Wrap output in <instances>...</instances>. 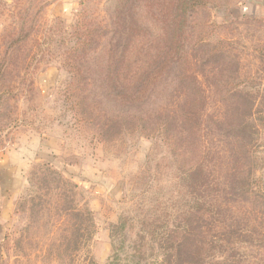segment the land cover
<instances>
[{"label":"rangeland","instance_id":"rangeland-1","mask_svg":"<svg viewBox=\"0 0 264 264\" xmlns=\"http://www.w3.org/2000/svg\"><path fill=\"white\" fill-rule=\"evenodd\" d=\"M114 3L0 0V205L4 193L14 199L16 210L1 236L9 239L7 252L18 255L15 264H107L123 238L126 245L118 254L123 259L131 256L134 234L113 233L119 215L126 211L142 218L156 186L174 188L171 166L159 169L148 157L151 138L133 127L110 140L99 135L97 115L91 113L101 121L114 114L96 83L92 59L88 85L79 93L72 82L65 54L74 43L77 22L94 20L106 37ZM197 21L209 25L202 27L203 34L223 40L226 49L222 71L207 66L201 76L207 94L208 146L225 155L230 135L241 131L242 119L250 117L254 175L259 178L255 186L262 191L264 0H208ZM229 88L235 90L232 99ZM232 105L238 123L234 120V127L226 119ZM219 120L220 125H214ZM182 196L176 199L183 203ZM186 196L190 200L188 192ZM161 200L152 216L174 214L175 198L168 194ZM260 202L226 204L233 207L232 221L251 235L239 239L236 257L244 254L255 264H264ZM225 255L219 257L224 260ZM151 257L147 255L148 263Z\"/></svg>","mask_w":264,"mask_h":264},{"label":"trees","instance_id":"trees-1","mask_svg":"<svg viewBox=\"0 0 264 264\" xmlns=\"http://www.w3.org/2000/svg\"><path fill=\"white\" fill-rule=\"evenodd\" d=\"M207 4L208 0H115L109 34L105 37L94 20L83 19L66 50L79 93L88 85L91 59L96 68L95 82L114 114L102 121L96 112L90 115H97L94 126L102 139L138 129L153 140L149 159L159 169L169 164L175 174L174 188L155 187L142 218L126 211L119 215L113 233L134 234L132 257L118 254L126 245L123 238L107 264H255L244 254L236 257L239 239L251 235L232 221L233 207L226 205L237 200L264 203V190L255 186L259 178L254 175L250 117L242 119L241 131L230 135L225 155L208 146L207 94L201 76L207 66L222 71L226 49L223 40L212 41L203 34L202 27L209 25L197 21ZM234 91L227 90L228 98ZM235 110L232 105L226 118L233 127ZM158 152L163 155L157 157ZM168 194L175 198V213L152 216ZM177 195H183V203ZM221 253L226 254L224 260ZM148 254L153 256L150 263Z\"/></svg>","mask_w":264,"mask_h":264},{"label":"crops","instance_id":"crops-1","mask_svg":"<svg viewBox=\"0 0 264 264\" xmlns=\"http://www.w3.org/2000/svg\"><path fill=\"white\" fill-rule=\"evenodd\" d=\"M2 196L5 203L0 205V264H15L14 261L18 258V255H12L7 252L6 246H8L7 242H9V239L1 236L2 232L5 235L6 230L11 226L9 220L16 211L13 206L14 199L13 201L8 200L9 196L4 193H2Z\"/></svg>","mask_w":264,"mask_h":264}]
</instances>
